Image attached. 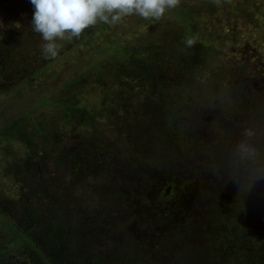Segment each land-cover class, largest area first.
<instances>
[{
  "label": "rangeland",
  "instance_id": "rangeland-1",
  "mask_svg": "<svg viewBox=\"0 0 264 264\" xmlns=\"http://www.w3.org/2000/svg\"><path fill=\"white\" fill-rule=\"evenodd\" d=\"M33 13L30 0H0V43L5 47L0 115L5 111V119L22 117L18 131L24 137L16 139V132L0 135V211L21 225L28 223L29 213L38 211L45 220L58 211L77 227L90 220L100 233L95 237L87 227L85 234L95 237L96 247L118 251L121 244L134 241L146 264L164 261L177 242L175 234L191 225L203 229L209 188L224 189L243 176L242 155L257 158L259 167L263 164L264 0H181L160 20L132 15L116 25L98 22L78 39L58 41V56L48 59L42 55L41 35L33 31ZM183 16L193 20L189 29L197 34L195 39L206 40L213 50L196 73L181 77L175 39L187 26ZM124 42L140 45L151 55L161 72L157 85L131 77L133 73L117 75L118 48ZM74 76L81 78L76 92L95 115V126L60 125V109L41 101L60 95ZM248 93L256 98L253 111H241ZM108 102L112 105L104 107ZM173 103L187 108L182 117L188 124L185 132L192 135L188 146L181 143L183 136L175 137L158 123L160 113ZM254 113L259 114L251 118ZM40 114L42 131L57 129L62 134L58 145L46 142L36 130ZM5 124L0 117V134ZM25 137L37 155L43 153L42 167L38 156L25 169ZM86 137L98 144L93 157L103 164L99 172L64 165L70 155L64 150L75 149ZM222 138L224 143L211 144ZM246 142L249 148L242 150ZM260 176L248 201L252 215L257 212L263 219L264 173ZM214 182L219 184L212 186ZM110 186L122 196L109 192ZM2 221L0 216V235L9 240L7 230L1 231ZM8 256L0 257V264L25 262L19 252Z\"/></svg>",
  "mask_w": 264,
  "mask_h": 264
},
{
  "label": "trees",
  "instance_id": "trees-1",
  "mask_svg": "<svg viewBox=\"0 0 264 264\" xmlns=\"http://www.w3.org/2000/svg\"><path fill=\"white\" fill-rule=\"evenodd\" d=\"M177 12L183 14L179 10ZM181 21L186 22L187 26H184L181 37L176 38L175 43L177 51L181 53L180 75L184 77L190 73H196L205 62V59L209 57V53L213 48L211 45L206 44V40L195 39L197 34L189 29L194 25L191 18L183 16ZM189 37L196 40L194 46L189 47L185 44V39ZM4 50L5 47L0 43V66L4 65ZM118 50L120 56L118 58L117 75L119 77L124 73H133L131 77H138L141 81L150 79L154 85H157L158 76L161 72L159 73L154 68L150 58L151 55L145 54L140 45L124 42ZM125 66H131V69H127ZM128 74H126L127 77L130 76ZM74 77L76 78L66 80L67 82L61 89L60 95L44 96L41 101L60 109V125L77 122L76 125L88 124L95 126V115L81 104L80 92H76L79 85L77 82L81 78ZM253 95L254 93L246 94V97H248L243 103L241 111L243 109H245V112L253 111L251 103L256 99ZM108 105L111 106L112 104L108 102L104 107ZM177 105L179 104L173 103L165 107L159 115L161 122L158 123L163 126L162 130L168 129L175 137L183 136L184 139L182 138L181 143L188 146L189 142L192 141V135L190 131L185 132L188 124L182 117L183 114H186L187 108L181 107L178 109ZM151 106L155 109L157 103ZM171 109H175V111H171ZM124 111L129 114V104L125 105ZM4 112H1L0 117L6 123L3 129L5 132L0 135L16 132V139L23 140L24 137H21V132L18 131L19 119L22 117L17 119L12 116L5 119L3 118L6 116ZM258 114H249V116L252 118L253 115L257 116ZM36 117L35 123L37 125L35 128L38 133L42 135L46 142L53 144V146L58 145L62 134L57 129L46 134L40 129L42 115H36ZM251 118L249 120H252ZM206 138L208 144V137ZM25 139L26 154L28 155L25 169L28 170L31 165L37 162L36 157L39 155L33 149L30 140L27 137ZM81 141L82 143L75 149L66 148L64 150V152L70 154L67 155L69 161L65 160L64 162L65 167L71 166V168L78 167L93 171L103 170V164L97 163L93 157L98 144L92 141V137H86ZM224 141L225 138H222L219 142L215 144L211 142V144L217 145L224 143ZM243 147L242 150L249 148V142L244 143ZM260 147H258V151ZM27 149L29 150L27 151ZM261 150L264 152V145ZM257 152L256 154L259 156ZM44 154L45 156L48 155L47 153ZM52 156L56 157V154ZM39 157H41L42 167L44 162L43 153ZM245 158L246 160L243 161ZM259 159L261 160L259 165L263 163L262 167L255 165V162L258 161L257 158L242 155L241 167L245 172L241 178L235 179L233 183H228L224 189L221 186H213L219 183H211L213 187L209 188L206 199L208 202L204 203L205 207L203 208L204 211H209L208 216H206L207 220L203 222L205 223L203 229L198 230V228H194V225H191V228L184 233L175 234L173 239H176L177 245L171 246L172 250L169 256L164 261H162L164 259L162 258L161 262L154 261L152 264H264V208H262L263 219H260L259 213L255 212L252 215L254 213L252 212V204L248 201V196L251 195L249 194L250 191L254 186L258 187L260 174L264 173V154ZM253 165L254 168L251 167ZM38 192L37 190V194ZM109 192L115 195L118 194L119 197L122 196H120L121 191L114 186H110ZM53 201L52 204L56 202V199L54 198ZM0 216L3 218L1 231L7 230L6 232H8L10 238L8 240L5 239V236L2 238L0 235V257L7 255L9 258L8 254L11 252H19L25 259L24 264H146L143 253H141V246L134 241L121 244L122 248L118 251L114 249L102 250L96 247L94 245L95 237H98L100 231L96 228L97 225L90 220L84 221V224L87 225L77 227L76 223L64 220L58 211L53 217L47 214L48 219L46 220L38 211L34 214L29 213L26 220L28 223L21 225L10 221L1 211ZM87 227L95 237L85 234ZM82 228L86 229L82 231ZM192 238H195L194 243L196 242V245L188 242ZM130 239L132 238L130 237ZM182 242L184 243L182 244Z\"/></svg>",
  "mask_w": 264,
  "mask_h": 264
},
{
  "label": "clouds",
  "instance_id": "clouds-1",
  "mask_svg": "<svg viewBox=\"0 0 264 264\" xmlns=\"http://www.w3.org/2000/svg\"><path fill=\"white\" fill-rule=\"evenodd\" d=\"M181 0H30L34 8L33 31L42 37V55L56 58L62 47L58 41L78 39L98 22L116 25L124 17L137 15L145 20H160ZM220 0H216L219 4ZM185 44L194 46V38Z\"/></svg>",
  "mask_w": 264,
  "mask_h": 264
}]
</instances>
